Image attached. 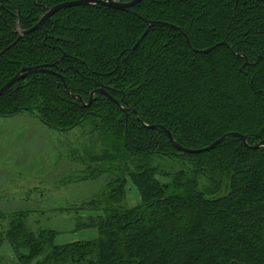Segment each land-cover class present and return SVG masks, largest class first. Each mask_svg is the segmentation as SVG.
I'll return each mask as SVG.
<instances>
[{
	"label": "trees",
	"instance_id": "trees-1",
	"mask_svg": "<svg viewBox=\"0 0 264 264\" xmlns=\"http://www.w3.org/2000/svg\"><path fill=\"white\" fill-rule=\"evenodd\" d=\"M72 1L0 0V89L24 67L53 72L17 82L0 98V118L31 112L59 132L92 138L76 159L86 178L107 183L75 209L98 211L77 225L98 236L58 245L57 230L31 227L44 211L18 210L0 213V248L9 243L17 264H264V146L251 148L264 141V1L73 7L22 35ZM219 43L230 48L198 52ZM100 89L108 95L84 107L80 99L89 103ZM143 124L165 127L187 149L228 133L250 147L230 137L184 154ZM130 180L136 207L127 203Z\"/></svg>",
	"mask_w": 264,
	"mask_h": 264
},
{
	"label": "rangeland",
	"instance_id": "rangeland-1",
	"mask_svg": "<svg viewBox=\"0 0 264 264\" xmlns=\"http://www.w3.org/2000/svg\"><path fill=\"white\" fill-rule=\"evenodd\" d=\"M83 133L81 129L59 132L31 112L0 118V213L44 211L31 217V227L54 228L59 232L58 245L96 238V229L77 230V225L98 211L75 208L103 192L107 178H86L85 166L76 158L93 140ZM140 201L130 180L127 203L136 207ZM2 217L0 229L7 225ZM0 257L2 264H17L7 242L0 248Z\"/></svg>",
	"mask_w": 264,
	"mask_h": 264
},
{
	"label": "water",
	"instance_id": "water-1",
	"mask_svg": "<svg viewBox=\"0 0 264 264\" xmlns=\"http://www.w3.org/2000/svg\"><path fill=\"white\" fill-rule=\"evenodd\" d=\"M143 1L144 0H133L130 2L122 3V2L117 1V0H78V1H72V2H65V3H62L60 5L55 6L54 8L47 10V13L40 19V21L33 28L29 29L28 31L23 32V35H29V34H32L36 31L40 30L50 18L55 16L58 12L64 11V10L69 9V8L81 7V6H91V5H100V6L107 7L109 9L127 12V11H131V9L140 5ZM262 1H264V0H262ZM149 25H150L149 28H152V27H155L158 25H164V23L151 21V22H149ZM173 28L176 31L181 32L180 28L174 27V26H173ZM148 31H149V29L144 33L143 37L138 41V43L136 44V46L134 47L133 50L138 48V46L142 42L143 38L147 35ZM186 39H187L188 44L190 45V39L188 38V36H186ZM220 46H228L230 48V46L227 45L226 43H219V44L215 45L214 47H211L210 49H206V50H202V51H198V52H200L202 54H208V53L213 52L217 47H220ZM247 63H248V61H247ZM37 73H53V72H51L48 67H40V68H35V69L24 67L12 79H10V81H8L0 89V98L2 96H4L6 93H8V91L17 82H19L21 80H25L27 77L31 76L32 74H37ZM97 93H103V94L108 95L106 93V91H104V89H100L99 91L93 92L91 94V99H90L89 103H85V101L83 99L79 98L81 100L83 106L84 107H91L92 104L94 103V100H95L94 98H95V95ZM138 120H140V119L138 118ZM143 126L148 128V129H151V130H163V131H165L168 134L170 141L172 142L174 148L177 149L179 152L184 153V154H186V153H188V154H201V153H205V152H210V151L216 149L219 145L224 143L230 137L240 138L243 141V143L245 144V146L250 147V146H248V143H247L248 138L246 136L239 134V133H228V134L224 135L223 137H221L220 139H218L217 141H215L210 146L206 147L205 149L192 150V149L184 148V147L180 146L179 144H177L172 133L170 131H168L163 126H148L146 124H143ZM263 146H264V141L261 144L253 146L251 148L252 149H259Z\"/></svg>",
	"mask_w": 264,
	"mask_h": 264
},
{
	"label": "flooded vegetation",
	"instance_id": "flooded-vegetation-1",
	"mask_svg": "<svg viewBox=\"0 0 264 264\" xmlns=\"http://www.w3.org/2000/svg\"><path fill=\"white\" fill-rule=\"evenodd\" d=\"M61 4H62V3H61ZM59 5H60V4H59ZM91 6H96V5H91ZM53 8H54V7H53ZM69 9H70V8H69ZM48 10H49V9H48ZM66 10H67V9H66ZM64 11H65V10H64ZM61 12H63V11H61ZM46 13H47V11H46ZM46 13H45V14H46ZM58 13H59V12H58ZM58 13H57V14H58ZM53 17H54V16H53ZM39 21H40V20H39ZM22 35H23V33H22Z\"/></svg>",
	"mask_w": 264,
	"mask_h": 264
}]
</instances>
